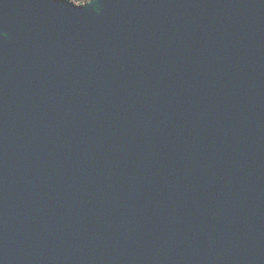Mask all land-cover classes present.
Here are the masks:
<instances>
[{
    "label": "water",
    "instance_id": "water-1",
    "mask_svg": "<svg viewBox=\"0 0 264 264\" xmlns=\"http://www.w3.org/2000/svg\"><path fill=\"white\" fill-rule=\"evenodd\" d=\"M0 264H264V0H0Z\"/></svg>",
    "mask_w": 264,
    "mask_h": 264
},
{
    "label": "trees",
    "instance_id": "trees-1",
    "mask_svg": "<svg viewBox=\"0 0 264 264\" xmlns=\"http://www.w3.org/2000/svg\"><path fill=\"white\" fill-rule=\"evenodd\" d=\"M69 1H72L74 3L82 4L83 5V4L87 3L90 0H69Z\"/></svg>",
    "mask_w": 264,
    "mask_h": 264
}]
</instances>
